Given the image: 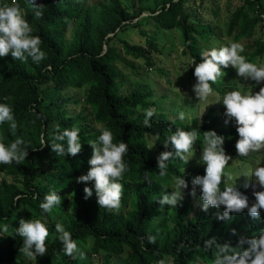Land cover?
<instances>
[{"label": "trees", "instance_id": "obj_1", "mask_svg": "<svg viewBox=\"0 0 264 264\" xmlns=\"http://www.w3.org/2000/svg\"><path fill=\"white\" fill-rule=\"evenodd\" d=\"M85 2L86 0L37 1L45 6L43 18L34 19L32 11L28 10L24 16L33 28V35L41 37V48L46 53V59L35 64L30 58L27 63L14 60L10 54L0 58V103L12 107L18 126L13 135L7 123L0 125V137L6 144L17 137L30 142L29 155L25 162L0 164V172L12 177L23 176L24 186L21 190L17 185L8 184L6 181L0 184V225H9L7 233L0 232V264L24 263L23 255L19 253L23 240L15 234L20 219L42 218L49 233L54 234L58 218L69 213L76 219L64 217L62 224L65 229L71 232L78 246L81 240H91V250L96 255L107 253L109 256H122L128 253V264H156L164 256L170 257L172 264H210L213 250L204 251V241L216 238L219 244L230 241L231 245L236 247L239 237H251L258 234L260 229H264V209L261 210L259 220H253L247 210H244L240 214H231L230 222L216 218L217 208L210 207L204 212L200 207L195 211L194 205L188 199L180 201L176 208L165 205L161 209L158 200L163 188L173 185V176H183L186 179L188 165L179 159L170 160L168 175L160 177L157 171L158 157L154 152L160 154L165 151L163 143L168 129L172 128L174 131L179 127L186 131L197 129L201 133L193 149L202 146L203 132L214 130L218 135L224 136L225 151L235 153V144L239 139L236 127H224L221 118L214 116V111L210 110L202 122L196 119L191 125L155 114L150 119L151 128H146L143 124L144 109L149 108V95L142 91H136L126 97L120 95L123 81L119 63L124 60L121 53L111 46V38H108L110 33L115 34L118 30H123L125 24L132 22V19L123 11L120 0H109L107 5H103L101 23L95 27L90 14L84 9ZM184 4V0H168L167 4L161 7L160 14L152 19L158 28H179L191 56L199 63L201 51L198 41H206L211 34L210 31L196 29L189 23L190 17ZM245 4L257 16L263 17L250 18L245 8L238 10L229 26L230 36L239 30L238 39H250L254 28L264 21V0H246ZM76 20L80 21V28L71 48L66 49L65 31ZM141 34L147 33L141 31ZM146 47L148 50L132 47L123 41L127 56L143 60L148 67H156L151 59V54L159 53L154 37L147 38ZM252 49L255 51L246 56L249 61L258 62L263 59L264 39H256ZM222 70L225 76L231 77L234 74L231 67ZM223 83L224 79L220 78L212 85L217 95H224L226 86ZM38 84H52L56 90L85 87L86 103L96 122L101 124V128L112 131L114 143L122 140L128 144L124 160L129 166V171L124 173L121 181L124 190L119 212H109L99 207L94 181L87 184L76 183V178L86 175L90 168L88 161L92 149L87 142L95 140L100 135V130L91 128L85 120L81 121L84 124L80 128L82 150L76 157L57 156L50 146L41 144V137L51 143L50 133L54 130L51 124L55 120L60 121L58 125L63 130L77 126L79 119L73 120L64 115L53 118L37 113L33 107L43 103ZM56 90L53 91L54 95ZM70 102V98L60 96L53 100V108L63 112ZM140 110L143 115H136ZM156 134H159V140L155 139ZM168 150H171V147ZM204 169L205 166L191 168L187 172L194 178L204 175ZM145 172H149L151 185L143 178ZM84 187L93 189V196L87 200L84 199ZM237 188L249 197L251 206L255 202L251 185ZM260 190L262 189L259 188L258 191ZM50 191H56L62 203L51 212L43 213L39 205ZM168 210L170 215L167 214ZM20 211L23 212V218L19 217ZM223 211L224 208L221 214ZM233 229L236 235L232 234ZM148 234L157 237L155 244H149L146 239H142ZM180 244L184 247L178 251ZM46 247L45 256L37 257L36 264H83L63 254L57 233L55 239L49 235Z\"/></svg>", "mask_w": 264, "mask_h": 264}, {"label": "clouds", "instance_id": "obj_2", "mask_svg": "<svg viewBox=\"0 0 264 264\" xmlns=\"http://www.w3.org/2000/svg\"><path fill=\"white\" fill-rule=\"evenodd\" d=\"M28 7L33 13V18L40 20L44 16L45 6L38 4L37 0H26ZM43 41L41 37L33 35V28L25 19L16 0L11 4L0 6V58L9 54L14 60L27 63L29 58L35 64H39L46 59V53L42 50ZM245 51L242 43L229 41L220 47H212L200 53V62L192 60L191 65H195L194 76L196 83L192 91L200 102L207 101L209 97L216 96L212 85L225 75L222 69L233 68L237 76L244 81H254L257 85L264 82V62H251L242 53ZM237 86L232 90H226L221 102L225 108V124L234 122L239 139L236 141L235 149L238 156L248 157L252 153H258L264 149V87H260L258 92L243 91L245 84L237 79ZM6 99H10L7 98ZM155 108L144 109L143 124L146 128H151L150 119L156 114ZM178 119L183 121L185 113L179 112ZM7 123L13 135L17 130V122L13 115V109L6 103H0V125ZM201 133L197 129L186 131L177 127L174 131L168 129L163 146L165 151L157 158V171L160 177L168 175V162L179 159L186 164L189 157L193 156V146ZM202 152L199 163L205 166L204 175L195 176L192 181V189L189 193L196 197L197 190L200 192L201 210L207 212L210 207L219 209L223 206V213H216V218L220 221H231V214H240L247 210L253 220H259L261 210L264 209V167L256 166L241 174V176L254 178L251 189L255 202L249 205V197L242 193L235 185V180L231 172H225L232 157L227 155L223 147L225 138L218 135L214 130L205 131L202 134ZM159 134L155 139L159 140ZM51 143H47L41 137V144L48 145L57 156L71 155L76 157L82 150L80 139V129L73 125L70 128L61 130L59 125L54 126L50 133ZM114 136L110 129L101 128L100 135L95 140L88 141L92 149V155L88 163L90 168L86 175L76 178V183L87 184L94 181L95 195L100 208L109 212H119L123 196L124 173L129 171L128 164L124 157L128 152V144L124 141L114 143ZM66 143V147H65ZM30 142H26L22 137H17L11 143L6 144L0 137V164L8 165L15 162L22 164L29 155L28 147ZM171 147V150H168ZM184 172V169H182ZM144 180L151 185L149 172L143 174ZM173 186L170 193L164 192L158 203L161 209L164 206L176 208L178 203L184 199L183 190L189 185L183 176H173ZM223 184V190L221 185ZM245 184V187H248ZM260 189V191H258ZM84 199L93 196V189L84 187ZM35 198V197H34ZM61 197L56 191H50L44 196V201L39 207L43 213H49L54 208L60 207ZM9 225H0V232L7 233ZM57 238L62 245L61 251L64 255L80 259L86 258V253L78 246L77 241L72 238L71 232L67 231L60 222L55 224ZM15 234L22 238L23 244L19 248V253L30 260L45 256L47 252L46 241L50 235L48 226L42 218H32L30 220H19V227L15 229ZM232 234L236 235L235 229ZM147 243L155 244L157 237L148 234ZM245 245L247 247L245 248ZM184 245L180 244L179 249ZM204 251H212L213 259L210 264H264V229H260L258 234L251 237L241 236L236 247L231 242L223 244L217 243L216 238L206 240L203 243ZM156 264H172L168 256L159 259Z\"/></svg>", "mask_w": 264, "mask_h": 264}, {"label": "rangeland", "instance_id": "obj_3", "mask_svg": "<svg viewBox=\"0 0 264 264\" xmlns=\"http://www.w3.org/2000/svg\"><path fill=\"white\" fill-rule=\"evenodd\" d=\"M108 2L109 0H86L84 9L90 14L92 24L95 27L98 23H101L103 5H107ZM167 2L168 0H120L123 11L129 14L132 19V22L128 21L125 24L123 30H118L115 34L110 33L108 35V38H111L112 41L111 46L121 53L124 60V62L119 63L120 75L123 81L120 95L126 97L131 96L136 91H142L149 95L147 103L149 107L157 110L156 114L164 115L168 120L179 121L184 125H191L196 119L202 122L209 111L213 110L214 116L221 118L224 127L235 126L234 122L227 125L224 122L225 117L223 114L225 108L220 103L223 95L209 97L207 101L200 102L192 91L193 85L196 83L194 76L195 65H191L193 57L191 56L190 49L184 43V37L179 28L173 30L158 28L157 24L153 21L160 14L161 7L167 4ZM11 3L12 0H0V6ZM16 3L24 15L27 10L31 11L26 0H16ZM184 3V8L190 17L189 23L196 29L210 31L211 35L206 41H198L201 52L233 41L243 44L245 51L242 55L246 57L255 51L252 49L253 42L258 38L264 39V21L259 22L254 28L253 36L250 39L249 37L238 39L240 37L238 34L239 30H236L232 36L229 34L231 19L238 10L245 8L250 18L263 17L257 16L252 9L248 8L247 4H245L246 0H184ZM79 28V20H76L67 27L64 34V48H71ZM141 31L147 34L143 35ZM149 37L155 38L159 49L158 54H151V59L156 64V67L152 68L148 67L143 60L127 56L123 49V41H126L132 47L148 50L146 40ZM105 49H107L106 46ZM148 53H150V50ZM258 62H264V58ZM233 71V76L224 75L221 77L224 79L225 91L234 89L237 86V79H240L241 83L245 84L243 91L252 90L255 93L259 91L260 87L264 86V82L257 85L251 80L244 81L237 76L234 69ZM37 87L43 102L33 107L37 113L47 114L53 118L64 115V117L73 120L79 119L77 122L79 129L84 126L83 122H81L82 120H85L91 128L101 129V124L96 122L92 110L86 103L87 89L85 87L81 89L65 87L57 90L52 84H38ZM54 90H56L55 95L53 94ZM60 96L70 98L71 100L67 109L63 112H59L53 108V100ZM181 111L185 113L183 121L178 119L179 112ZM136 115H143L142 111H138ZM59 123V120H55L51 126L54 128ZM201 152L202 146L193 149V156L189 157V161L186 164L188 165V169L204 166L199 163ZM226 154L231 156L232 160L229 161V166L225 169V172L232 173L234 180L236 179L235 185L237 187L245 186V184L251 185L254 180V178L241 176L243 172L256 166L264 167V149L258 153H252L248 157L238 156L237 151L235 153L226 152ZM154 155L158 157L160 154L154 152ZM188 169L185 172V180L189 187L183 190V200L188 199L194 205V210L196 211L200 208L201 204L200 192L197 190L195 198L189 194L192 189L191 181L193 178L188 175ZM3 181H6L8 184L17 185L21 190L24 189L23 176L12 177L0 172V184ZM172 186H165L163 193H170ZM222 209L223 206L218 209V212L221 213ZM168 213L170 215V210L167 211ZM19 217H24L22 211L19 212ZM64 217H68L71 220L76 219L74 215L69 213L68 215L60 216L57 222L62 223ZM50 235L55 239L56 233ZM3 243L6 244L7 242L3 241ZM79 247L85 251L86 258L80 259L77 255L74 260L80 261L83 264H128V253L122 256H109L107 253L94 254L91 250V240H81ZM23 261L24 263L22 264H36L35 260H30L25 256H23Z\"/></svg>", "mask_w": 264, "mask_h": 264}]
</instances>
